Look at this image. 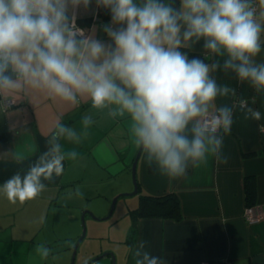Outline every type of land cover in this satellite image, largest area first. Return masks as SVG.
I'll return each mask as SVG.
<instances>
[{"label": "clouds", "instance_id": "9594fccd", "mask_svg": "<svg viewBox=\"0 0 264 264\" xmlns=\"http://www.w3.org/2000/svg\"><path fill=\"white\" fill-rule=\"evenodd\" d=\"M96 2L110 13L111 23L103 26L110 42L75 24V9H87L91 0H0V97L10 103L11 97L39 92L71 106L86 100L112 119L127 117L133 144L171 179L209 157L226 161L222 148L233 108L218 106L217 99L236 92L218 84L213 73L231 71L264 94V62L255 59L262 50L264 11L257 16L254 0H180L178 7L172 0ZM201 41L214 62L182 51ZM239 106L245 119H261L246 100ZM82 123L87 129L92 115ZM61 140L78 144L81 134L57 118L47 150L24 175L0 186L9 203L36 199L46 190L44 181L60 177L64 161L77 158ZM76 195H82L79 188ZM50 251L37 248L42 258ZM133 257L135 264H165L143 242Z\"/></svg>", "mask_w": 264, "mask_h": 264}, {"label": "crops", "instance_id": "0c3cea01", "mask_svg": "<svg viewBox=\"0 0 264 264\" xmlns=\"http://www.w3.org/2000/svg\"><path fill=\"white\" fill-rule=\"evenodd\" d=\"M261 11L262 5L258 17ZM97 13V2L91 0L87 9H75V24L84 29L85 35L110 42L103 31V26L110 23L98 22ZM72 14L70 8L69 15ZM89 19L90 26L78 24ZM261 42L257 63L264 62V33ZM202 44L203 41L182 51L214 62L217 58L204 52ZM213 75L218 84L228 85L236 92L235 96L217 99L218 106L233 108L231 131L226 135L221 132L226 161L209 157L206 163L189 165L183 177L171 179L154 163L149 165L141 152L135 168L140 191L129 198L125 194L134 191L129 176L139 151L132 142L129 118L112 119L106 111L92 109L86 100L71 106L39 92L9 98L14 105L8 109H4V99L0 97V186L16 173L24 175L47 150L57 118L81 134L78 144L61 140L64 151L75 150L77 158L66 159L63 174L44 181L46 190L36 199L13 205L0 193V264H68L67 256L62 254L73 252L74 247L68 242L80 237L77 223L67 217L68 208H78L77 202L86 203L101 196L103 186L118 179L112 193V189L106 190L112 197L121 196L117 199L118 203L122 199L119 214L129 219V223L124 220L122 224L123 241H113L124 254L120 264H135L133 250L141 242L146 251L162 257L165 264H202L221 259H229L232 264H264V94L257 93L248 82H240L231 71L219 70ZM241 99L246 100L247 107L260 111V120L244 118ZM89 114L94 123L85 129L82 120ZM246 179H254L252 207H246ZM77 188L82 195H76ZM162 194L177 197L182 214L179 221L132 218L130 212L137 209L140 195ZM248 208H255L261 218L249 222L245 218ZM69 217L72 219L73 214ZM68 229L72 232L70 237ZM40 245L51 250L47 258L38 254ZM107 250L99 256L112 260L113 250Z\"/></svg>", "mask_w": 264, "mask_h": 264}, {"label": "rangeland", "instance_id": "374dc122", "mask_svg": "<svg viewBox=\"0 0 264 264\" xmlns=\"http://www.w3.org/2000/svg\"><path fill=\"white\" fill-rule=\"evenodd\" d=\"M129 178L132 182L133 180L131 174ZM119 180L120 179L113 182L112 185L103 186L105 190L103 193L100 192L101 196L89 200L86 203L84 202L82 203L81 201L79 203L77 202L78 208H74L72 210L68 208L67 217L69 218L70 222L73 221L77 223V230H78L77 234H79V236H81L82 234L81 218L82 215H84L85 237L83 238L80 246L78 247L77 253L75 255L74 264H85L89 260L94 259L97 256L101 255V253L103 254L107 253L106 251H108L107 250L108 248L113 250V252L110 253L114 256V260H115L114 263L120 264L124 254L122 253V249L116 246L115 243H113V241H123L124 227L122 224L124 220H127L129 223V219L127 218V216L124 217L122 216L123 218H121L119 214L120 209L122 208L121 207L122 199H120L119 203L118 201H116L114 210H112L113 212L111 211V214L109 215L113 199L116 197V196L112 197L111 193L115 190V187L118 184ZM106 189L109 190L112 189L111 193L108 192ZM129 196H131V194H129L128 197L126 198H129ZM81 209H83L82 212ZM71 214H73L72 219H70L69 217V215ZM70 234H72V232L69 231L68 229V237H70L69 236ZM76 242L77 240L73 239L68 242V245L70 243L71 246L74 247ZM72 253H73L72 251H66L65 253L62 254L67 256L68 264H71ZM59 258H62V256L60 255ZM94 264H112V260L109 257H103V259L95 262Z\"/></svg>", "mask_w": 264, "mask_h": 264}, {"label": "trees", "instance_id": "16d2710c", "mask_svg": "<svg viewBox=\"0 0 264 264\" xmlns=\"http://www.w3.org/2000/svg\"><path fill=\"white\" fill-rule=\"evenodd\" d=\"M139 1V0H138ZM167 2V0H164ZM175 0H172L174 5ZM262 7H264V0L261 1ZM98 22L111 23V16L107 9L98 6L97 13ZM78 24L82 27L91 25V20L79 21ZM189 58L200 57L188 52ZM202 59V57H200ZM255 184L254 179L245 180V192H246V207H252L255 204ZM137 191L139 193L140 188L137 184ZM130 215L134 219L144 218H159L179 221L182 218L180 204L177 197L174 194H162V195H140L139 204L136 210L130 212Z\"/></svg>", "mask_w": 264, "mask_h": 264}, {"label": "water", "instance_id": "95a60500", "mask_svg": "<svg viewBox=\"0 0 264 264\" xmlns=\"http://www.w3.org/2000/svg\"><path fill=\"white\" fill-rule=\"evenodd\" d=\"M162 2H165L164 0H162ZM179 3H180V0H175L174 2V6L178 7L179 6ZM140 153H141V150L139 149L135 159H134V162H133V165H132V178H133V184H134V191L132 192L131 195H134L137 193V183H136V180H135V168H136V162H137V159L139 158L140 156ZM129 194H125V196H128ZM124 196V195H123ZM121 196H118L116 198L113 199V202H112V206H111V210H110V213L109 215L111 214V211L114 209L115 207V204H116V201L118 198H120ZM82 234L81 236L79 237V239L77 240L75 246H74V249H73V253H72V264H74V260H75V255L77 253V250H78V247L81 243V241L83 240V238L85 237V225H84V215L82 216ZM105 255H102V256H99L98 258L92 260L91 262H88L87 264H91V263H94L100 259H102ZM111 258H112V264H115L114 263V256L111 254L110 255Z\"/></svg>", "mask_w": 264, "mask_h": 264}, {"label": "built area", "instance_id": "2783aa9c", "mask_svg": "<svg viewBox=\"0 0 264 264\" xmlns=\"http://www.w3.org/2000/svg\"><path fill=\"white\" fill-rule=\"evenodd\" d=\"M262 0H254L256 9H257V16L259 13V8ZM2 105L4 109H8L14 105V102L10 100L9 102H5L3 100ZM262 215H260L257 211H255V208H248L245 211V218L249 222H255L261 218ZM202 264H232V262L229 259H221V260H216V261H205Z\"/></svg>", "mask_w": 264, "mask_h": 264}]
</instances>
